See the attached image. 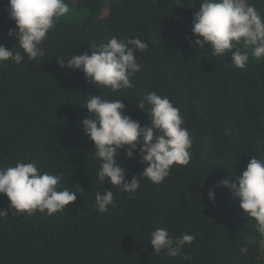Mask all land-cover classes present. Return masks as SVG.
Segmentation results:
<instances>
[{
  "label": "trees",
  "instance_id": "16d2710c",
  "mask_svg": "<svg viewBox=\"0 0 264 264\" xmlns=\"http://www.w3.org/2000/svg\"><path fill=\"white\" fill-rule=\"evenodd\" d=\"M65 2L70 12L48 33L39 61L0 64V167L35 162L41 171L62 173V187L78 196L65 212L10 213L0 220V264H264V235L230 192L216 186L229 172L239 177L251 156H264V60L250 57L238 69L231 52L215 57L191 46L185 37H191L200 0ZM248 3L264 16V0ZM6 5L0 0V44L11 49L16 41L7 32L14 23ZM113 36L148 44L137 53L143 67L131 88L100 90L57 62L90 53L88 45ZM151 91L180 109L193 140L189 164L173 166L159 185L141 176L135 194L97 185L99 161L81 132L87 96L120 99L125 114L144 126L150 121L136 103ZM138 160L121 151L117 163L126 179L142 171ZM104 190L113 191L115 207L100 213L94 196ZM8 203L0 194V209ZM156 228L174 238L193 235L182 249L188 259L152 252L148 242Z\"/></svg>",
  "mask_w": 264,
  "mask_h": 264
},
{
  "label": "clouds",
  "instance_id": "9594fccd",
  "mask_svg": "<svg viewBox=\"0 0 264 264\" xmlns=\"http://www.w3.org/2000/svg\"><path fill=\"white\" fill-rule=\"evenodd\" d=\"M6 11L14 23L7 36L16 43L10 49L0 44V64L11 61L19 65L25 61H39L44 56V42L48 33L69 12L65 0H7ZM194 38V39H193ZM190 45L200 51L221 57L231 52V64L245 68L250 57L264 60V16L248 0H200L199 11L191 19ZM91 50L80 55L62 56L57 60L61 68L80 71L86 82L111 93L131 88V77L141 71L137 53L147 50L148 44L140 38L111 37L106 43L88 45ZM235 51H232V50ZM66 59L67 63L63 61ZM84 104L88 116L81 123V132L93 144L92 154L99 161L95 173L97 185L107 182L111 187L135 194L140 188V177L153 184H161L173 166H187L192 158V136L184 127L180 109L167 97L151 91L136 105L146 113L150 124L142 126L139 120L126 115L120 99H107L93 94ZM147 105V110L145 106ZM123 150L125 158L139 157L144 165L138 175L126 179L124 169L117 161ZM229 172L218 181L239 202L243 215L252 218L256 230L264 235V156H251L245 170L235 179ZM63 174L41 171L35 162H17L12 167H0V194L6 196L8 207L0 209V220L9 214L31 216L36 212L46 216L65 212L66 206L77 199L75 191L62 187ZM215 200L214 189L207 193ZM95 207L104 213L115 207L112 190L97 192ZM194 240L191 234L179 237L169 235L166 228L150 233L152 252L175 258L183 254L185 245Z\"/></svg>",
  "mask_w": 264,
  "mask_h": 264
}]
</instances>
